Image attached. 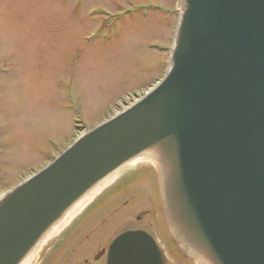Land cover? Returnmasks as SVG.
Listing matches in <instances>:
<instances>
[{"label": "water", "instance_id": "water-1", "mask_svg": "<svg viewBox=\"0 0 264 264\" xmlns=\"http://www.w3.org/2000/svg\"><path fill=\"white\" fill-rule=\"evenodd\" d=\"M169 230L209 264H264V0H183L163 78L0 198V264H20L89 189L149 150ZM106 264H166L144 230Z\"/></svg>", "mask_w": 264, "mask_h": 264}, {"label": "rangeland", "instance_id": "rangeland-1", "mask_svg": "<svg viewBox=\"0 0 264 264\" xmlns=\"http://www.w3.org/2000/svg\"><path fill=\"white\" fill-rule=\"evenodd\" d=\"M181 4L0 0V198L160 81ZM140 170L157 176L159 165L145 161L121 168L62 230L33 251L32 263L75 224L63 242L78 245V257L63 264H79L87 249L106 248L127 229H146L165 242L162 225L168 226L157 203L158 185L143 175L125 178ZM123 178L128 181L120 184ZM167 235L175 241L171 231ZM187 255L189 264H197ZM169 260L182 264L173 256Z\"/></svg>", "mask_w": 264, "mask_h": 264}, {"label": "flooded vegetation", "instance_id": "flooded-vegetation-1", "mask_svg": "<svg viewBox=\"0 0 264 264\" xmlns=\"http://www.w3.org/2000/svg\"><path fill=\"white\" fill-rule=\"evenodd\" d=\"M146 172H134L131 174L130 177H125L126 179L131 178V179H135L137 176H145V179L153 182L154 181V177H153V172L152 171H148V170H144ZM125 178L121 179L122 181H119L120 184H124L126 183L128 180H125ZM159 202V205H161V199L160 197H158L157 199ZM99 206V204H96ZM83 217V216H82ZM76 225V224H75ZM72 226L70 228H68V230L65 232L63 238L55 243H51V244H47L45 246L44 249H42V251L38 254L37 259L35 260L34 263L31 264H63V262H67L69 261L72 257H78V248L76 244H67L64 243V237L75 227ZM133 229H143V228H133ZM163 229V236L165 237L163 240H165V242H162V238L161 241H159V245L164 253L165 259H166V264H170V256H173L178 262L182 263V264H189V260H186L188 256L186 254V252L184 250H182L179 245L177 243H174L171 241L167 230L162 226ZM145 231H147L148 233H150L148 230L143 229ZM166 230V231H165ZM165 231V232H164ZM152 234V233H150ZM154 236V234H152ZM156 237V236H154ZM157 238V237H156ZM158 239V238H157ZM112 241V240H111ZM110 243L105 246L106 248H101L98 249L94 252H91L89 249H87L84 252V257L83 259H81L79 264H100V262L102 261V258H105V264L107 261V251H108V247H109ZM91 258H88V257ZM75 264H78L77 260H74Z\"/></svg>", "mask_w": 264, "mask_h": 264}, {"label": "bare ground", "instance_id": "bare-ground-1", "mask_svg": "<svg viewBox=\"0 0 264 264\" xmlns=\"http://www.w3.org/2000/svg\"><path fill=\"white\" fill-rule=\"evenodd\" d=\"M183 0H181L182 2ZM182 5V4H181ZM158 156L156 150H149L143 152L142 154L132 158L128 162H126L120 169H116L102 180H100L96 185H94L91 189H89L82 197H80L69 209L64 213V215L52 225V227L42 236V238L38 241L34 249L22 260L20 264H31L32 263V255L33 251L36 250L41 244L47 242L53 235H56L60 230H62L80 211L85 207L87 202L93 198L104 186L112 182L117 175L119 174V170L121 168H126L127 166H131L137 163L150 161L157 164L156 158L154 156ZM197 264H209L205 260H201L200 258H196Z\"/></svg>", "mask_w": 264, "mask_h": 264}, {"label": "trees", "instance_id": "trees-1", "mask_svg": "<svg viewBox=\"0 0 264 264\" xmlns=\"http://www.w3.org/2000/svg\"><path fill=\"white\" fill-rule=\"evenodd\" d=\"M104 200H105L104 197H102V199L100 201H104Z\"/></svg>", "mask_w": 264, "mask_h": 264}]
</instances>
